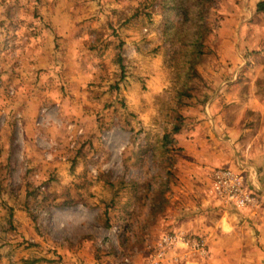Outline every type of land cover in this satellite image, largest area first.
<instances>
[{
    "label": "rangeland",
    "instance_id": "obj_1",
    "mask_svg": "<svg viewBox=\"0 0 264 264\" xmlns=\"http://www.w3.org/2000/svg\"><path fill=\"white\" fill-rule=\"evenodd\" d=\"M221 1L0 0V264H72L83 245L75 264H143L178 230L210 250L180 264H264L245 209L209 191L214 169L244 171L228 122L254 101L237 95L264 90V70L217 75ZM244 175L258 209L264 169L260 187Z\"/></svg>",
    "mask_w": 264,
    "mask_h": 264
},
{
    "label": "crops",
    "instance_id": "obj_2",
    "mask_svg": "<svg viewBox=\"0 0 264 264\" xmlns=\"http://www.w3.org/2000/svg\"><path fill=\"white\" fill-rule=\"evenodd\" d=\"M218 12L220 14V23L216 30L218 43V55H219V66L217 67L218 76H230L233 77V73L237 70L251 77L252 75L259 76L261 71L264 70V0H222L218 5ZM69 43L73 40L70 38ZM78 43L74 42L73 47L75 52L78 51ZM70 50V49H69ZM215 73V72H214ZM238 73H234V78ZM264 90L252 86L247 92L241 91L238 96L244 95L247 98L249 95L252 97L253 103L248 104L247 111L255 113L250 121L241 124V119H232L229 123V130L233 134V140L236 141L237 136H243L240 139V144L245 143L250 145L249 151L245 153L243 150L241 154H248L247 158H242L240 167L249 173L251 183L255 186L260 187V171L264 169L263 158L261 157L262 150L259 149V144H263V134L260 133L264 124L260 121V116L264 108L262 103V95ZM216 93L215 95H217ZM233 103L234 99H231ZM239 100V99H238ZM239 105L233 104L231 107L238 109ZM261 112V113H259ZM264 119V118H262ZM239 136V137H240ZM238 137V139H239ZM251 148V150H250ZM256 151V152H255ZM250 157V158H249ZM261 198L264 201V193ZM244 214H247L251 218V223L257 229V238L262 243L263 249L261 253L264 257V203L258 209H245ZM223 226V223H220ZM200 233H206L209 238L212 239V244L216 239L217 228L204 227L197 225L194 228ZM253 234L252 230H248L247 235L251 237ZM255 235V234H254ZM87 247L83 245L81 249L70 248L68 251V257H70L75 264L76 258L83 257L76 254V251H85ZM86 264H91L85 260Z\"/></svg>",
    "mask_w": 264,
    "mask_h": 264
},
{
    "label": "built area",
    "instance_id": "obj_3",
    "mask_svg": "<svg viewBox=\"0 0 264 264\" xmlns=\"http://www.w3.org/2000/svg\"><path fill=\"white\" fill-rule=\"evenodd\" d=\"M209 191L220 201L238 210L258 207L260 197L257 190L247 182L240 168L220 167L214 169L210 178ZM210 250L201 235L186 231H169L161 235L153 251L143 264H180L196 256L206 258ZM124 264H133L125 259Z\"/></svg>",
    "mask_w": 264,
    "mask_h": 264
},
{
    "label": "trees",
    "instance_id": "obj_4",
    "mask_svg": "<svg viewBox=\"0 0 264 264\" xmlns=\"http://www.w3.org/2000/svg\"><path fill=\"white\" fill-rule=\"evenodd\" d=\"M202 46L203 45H202L201 41L199 40V38H196L195 40L192 41L190 47H193V51L191 54L188 53L187 57H186V58H192V59H189V61H187V62L185 61L188 65V71L189 72L194 71L196 69L195 66L198 63V59L201 56V54L203 53ZM184 94L186 95L187 91ZM180 129H181V125H176L174 127L173 131L175 133H177L180 131Z\"/></svg>",
    "mask_w": 264,
    "mask_h": 264
}]
</instances>
